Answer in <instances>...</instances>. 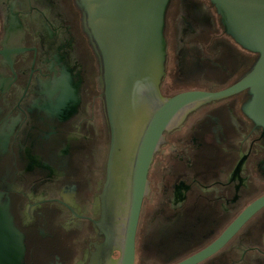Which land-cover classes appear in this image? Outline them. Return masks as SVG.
Wrapping results in <instances>:
<instances>
[{"label":"flooded vegetation","instance_id":"1","mask_svg":"<svg viewBox=\"0 0 264 264\" xmlns=\"http://www.w3.org/2000/svg\"><path fill=\"white\" fill-rule=\"evenodd\" d=\"M164 39L163 96L226 88L257 58L225 33L210 0H168ZM101 74L75 0H0V232L18 234L0 233V264L13 263L19 236L21 264H179L264 196V138L244 112L248 90L204 102L163 132L130 261L125 205L102 196ZM193 264H264V206Z\"/></svg>","mask_w":264,"mask_h":264},{"label":"water","instance_id":"2","mask_svg":"<svg viewBox=\"0 0 264 264\" xmlns=\"http://www.w3.org/2000/svg\"><path fill=\"white\" fill-rule=\"evenodd\" d=\"M210 2L225 33L244 49L257 53V58L242 78L226 88L192 89L163 96L159 82L164 74L168 0H75L83 31L102 70L99 82L110 129L108 173L102 196L105 203L109 200L119 207L125 205L123 236L130 261L141 201L147 194V171L164 140L163 132L177 126L198 105L247 89L249 99L244 112L260 127L264 138V0ZM124 194V201L117 200ZM262 206L264 196L250 204L219 241L179 264H193L216 251ZM0 219H5L4 212ZM5 232L18 237L12 228L0 233ZM17 242L12 264H21L23 257L21 236Z\"/></svg>","mask_w":264,"mask_h":264}]
</instances>
